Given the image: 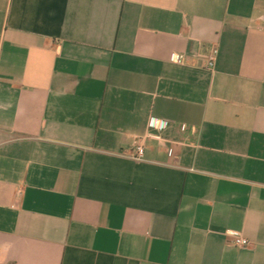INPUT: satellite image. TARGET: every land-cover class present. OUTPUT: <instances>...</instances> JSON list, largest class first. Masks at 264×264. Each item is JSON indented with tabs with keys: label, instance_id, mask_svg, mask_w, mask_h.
I'll list each match as a JSON object with an SVG mask.
<instances>
[{
	"label": "crops",
	"instance_id": "obj_1",
	"mask_svg": "<svg viewBox=\"0 0 264 264\" xmlns=\"http://www.w3.org/2000/svg\"><path fill=\"white\" fill-rule=\"evenodd\" d=\"M0 264H264V0H0Z\"/></svg>",
	"mask_w": 264,
	"mask_h": 264
},
{
	"label": "built area",
	"instance_id": "obj_2",
	"mask_svg": "<svg viewBox=\"0 0 264 264\" xmlns=\"http://www.w3.org/2000/svg\"><path fill=\"white\" fill-rule=\"evenodd\" d=\"M219 48L218 46H212L209 50V52L205 55V60H206V68L211 71V72H215L216 66H217V62H218V57H219ZM173 62H178L179 61V57L178 56H173L172 58ZM150 127H153V123L152 121H150L149 123ZM185 129V128H183ZM147 139H155L158 140L160 142L165 141L166 140L161 136V135H156V134H152L149 133L147 136ZM169 155L172 157L174 155V149L170 148L169 150ZM145 156V144L141 143V144H137L134 148V150L132 151V159L136 160V161H143ZM235 239L234 242L238 247L244 248L250 245L249 240L242 238L241 236L235 235Z\"/></svg>",
	"mask_w": 264,
	"mask_h": 264
}]
</instances>
